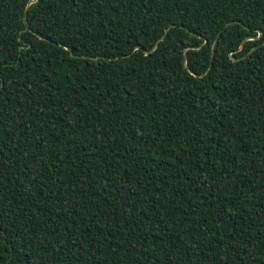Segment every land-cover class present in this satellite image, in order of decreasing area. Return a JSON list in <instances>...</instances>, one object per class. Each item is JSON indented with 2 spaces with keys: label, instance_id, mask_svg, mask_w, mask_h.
I'll return each mask as SVG.
<instances>
[{
  "label": "trees",
  "instance_id": "obj_1",
  "mask_svg": "<svg viewBox=\"0 0 264 264\" xmlns=\"http://www.w3.org/2000/svg\"><path fill=\"white\" fill-rule=\"evenodd\" d=\"M0 264H264V0H0Z\"/></svg>",
  "mask_w": 264,
  "mask_h": 264
}]
</instances>
